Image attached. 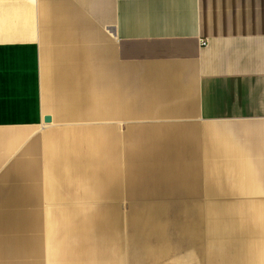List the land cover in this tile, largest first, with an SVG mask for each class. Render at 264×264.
Returning a JSON list of instances; mask_svg holds the SVG:
<instances>
[{"label": "crops", "instance_id": "obj_1", "mask_svg": "<svg viewBox=\"0 0 264 264\" xmlns=\"http://www.w3.org/2000/svg\"><path fill=\"white\" fill-rule=\"evenodd\" d=\"M0 264H264V0H0Z\"/></svg>", "mask_w": 264, "mask_h": 264}, {"label": "rangeland", "instance_id": "obj_2", "mask_svg": "<svg viewBox=\"0 0 264 264\" xmlns=\"http://www.w3.org/2000/svg\"><path fill=\"white\" fill-rule=\"evenodd\" d=\"M143 158L144 159H149L147 156H145ZM170 217H171V223H170L171 229H173V231H174V230L178 229L177 223H178V220H179L178 209L176 207L171 208V216ZM169 228H170V226H169ZM151 235H152L151 236L152 239H156L155 232H152ZM171 238H172L171 241H172V246H173L172 250H175L176 246L179 245V241H178V238H176L174 235ZM163 239H168V236L167 235L163 236L162 240ZM172 254H173L172 256L179 255V252L173 251Z\"/></svg>", "mask_w": 264, "mask_h": 264}, {"label": "built area", "instance_id": "obj_3", "mask_svg": "<svg viewBox=\"0 0 264 264\" xmlns=\"http://www.w3.org/2000/svg\"><path fill=\"white\" fill-rule=\"evenodd\" d=\"M208 40L207 39H201L200 40V44H201V47H207L208 46Z\"/></svg>", "mask_w": 264, "mask_h": 264}, {"label": "water", "instance_id": "obj_4", "mask_svg": "<svg viewBox=\"0 0 264 264\" xmlns=\"http://www.w3.org/2000/svg\"><path fill=\"white\" fill-rule=\"evenodd\" d=\"M46 121L47 122H51L52 121L51 117L50 116L49 117H46Z\"/></svg>", "mask_w": 264, "mask_h": 264}]
</instances>
